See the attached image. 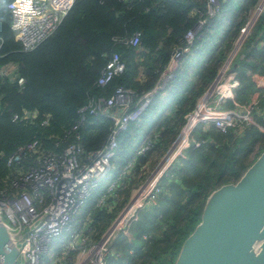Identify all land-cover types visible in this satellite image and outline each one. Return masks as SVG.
I'll return each instance as SVG.
<instances>
[{"label": "trees", "instance_id": "obj_1", "mask_svg": "<svg viewBox=\"0 0 264 264\" xmlns=\"http://www.w3.org/2000/svg\"><path fill=\"white\" fill-rule=\"evenodd\" d=\"M11 1L0 0V65L15 63L18 74L14 79L0 75V191L8 183L7 158L23 143L39 140L46 149L56 152L70 142H78L85 153L99 149L110 132L112 120L105 115L86 113L85 121L73 131L71 126L79 119L77 110L92 98H108L117 87L133 89L138 95L152 91L174 48L196 23L206 3V0H75L56 30L35 48L25 51L11 29L12 17L8 9ZM256 2L251 0L249 6H254ZM263 21L264 13L259 16L256 27ZM214 23H217L216 18L197 34L194 45L209 36L208 30ZM244 23L236 16L220 41L211 46L198 79L174 100L177 108L173 116L167 117L164 124L158 126L160 128L156 133L161 136L156 144L151 135L150 153L162 151L176 139L184 115L194 107L197 98L217 74ZM137 31L141 33V49L116 42V39H127ZM114 51L121 55L125 68L105 86H99L97 79ZM138 57H142L140 62L136 60ZM139 64L143 67L141 79ZM19 77L23 78L22 83L18 82ZM177 78L176 73L170 81ZM160 92L153 95L144 112L157 105ZM172 94L169 93L170 98ZM245 94L243 87L236 96L237 101H242ZM25 112H35V116L25 118ZM257 114L252 112L253 118L250 116L249 123L254 121L263 127L264 118ZM14 115L18 117L14 119ZM133 124L131 122L127 130L119 134L118 151L127 146L126 139ZM216 134L222 144L214 147L208 139L210 135L203 134L206 141L209 140L213 153L205 149L206 141L198 148L190 146L185 156L181 157L179 168L161 177L160 183H166L171 193L165 198H171L170 201H161L159 209L163 215L156 221L166 220L175 223V227L170 233L164 232V247L160 248V252L154 253L159 245L153 243L150 255L156 264H173L183 240L199 222L209 193L230 182L231 178L238 180L247 169L244 158L253 142L261 141L263 146L259 151L264 149V133L254 128L245 131L232 144H229L231 132ZM225 143L229 145L227 149ZM149 152L139 160L146 161ZM209 165L213 168L210 172L201 169ZM190 169L193 171L189 173ZM196 171L198 174L191 176ZM188 174L192 181L187 178ZM75 225L81 229L80 224ZM95 225L91 222L84 229ZM65 233L62 234L64 239L59 238L54 243L62 242L61 239L67 241L69 233L64 236ZM99 234L95 240L100 238ZM110 263L113 264L111 260Z\"/></svg>", "mask_w": 264, "mask_h": 264}, {"label": "built area", "instance_id": "obj_2", "mask_svg": "<svg viewBox=\"0 0 264 264\" xmlns=\"http://www.w3.org/2000/svg\"><path fill=\"white\" fill-rule=\"evenodd\" d=\"M74 1L12 0L8 4L12 17L11 29L15 39L21 43L22 49L32 50L51 35ZM263 10L264 0H260L252 14L253 18L240 28L234 46L238 47L240 42H243L253 27L254 20ZM219 12V0H206L204 11L174 48L166 69L161 73L152 91L138 95L133 89L117 87L108 98H92L77 110L79 119L71 126L73 131L85 121L86 113L105 115L112 120L110 132L99 149L85 153L78 142H70L61 151L56 152L46 149L39 140H32L19 145L9 155L6 161L9 169L8 183L0 191V217L11 236L18 242L19 254L13 264H46L42 261V255L45 253H49L50 264H63L61 260H68L69 256L64 258L61 256L64 253L59 255L56 252L53 256L49 251L51 245L62 237L65 231H69L65 253L78 252L72 264H108L113 237L126 229L141 207L156 203V197L161 190V177L174 156L190 146L193 148L201 146L200 141L192 138L194 129L198 126H213L220 133L228 134L249 123L253 111H261L259 101L244 106L234 102V94L239 86L236 72L231 70V61L235 54L229 59L227 57L217 76L198 97L194 107L184 115L178 137L108 227L112 230L107 240L101 243L100 237L86 249L79 246L82 242L86 244V239L81 229L74 224V217L84 208L91 191L110 173L112 160L116 158L119 148V134L127 130L131 122H137L141 118L153 95L175 76V70L193 47L197 34L207 27L210 20ZM116 42L139 48L141 33L134 32L127 39H116ZM124 68L121 55L116 51L112 52L100 72L97 84L105 86ZM17 80L19 83L23 82L21 77ZM258 84L264 87V80H259ZM226 100H231L234 106L227 107ZM34 116L35 112H25L24 115L25 118ZM17 117L14 115V119ZM178 140L183 144H179V149L168 164L158 170ZM150 147L151 142H147L140 152H145ZM114 184L115 181L108 185L107 193L101 197L100 203L105 202ZM137 194L140 197L139 201H133Z\"/></svg>", "mask_w": 264, "mask_h": 264}, {"label": "crops", "instance_id": "obj_3", "mask_svg": "<svg viewBox=\"0 0 264 264\" xmlns=\"http://www.w3.org/2000/svg\"><path fill=\"white\" fill-rule=\"evenodd\" d=\"M250 1L251 0H219L220 12L215 16V18H218V20L217 23H214L208 30L209 36L205 37L201 42L193 45L190 51L184 56L178 67V78L175 81L168 82L163 89L159 90L161 92L158 97L157 105L152 107L149 111L143 112L141 118L137 122H134L132 128L129 131L128 138L126 139L127 146L123 149V151L117 152L116 158L112 160V169L110 173L106 179L99 182L97 186L91 191L84 208L77 216V223L82 221V223L88 225L93 222L96 223V225H98L100 228H103V230L100 231L101 234H99L100 232L98 233L100 228H97L96 225V228L91 226L89 230L84 229L82 234L86 239V243L88 241L87 238L93 236L94 234V236L98 234L99 236L101 235L100 237L103 236V233L113 223V221L123 209L124 205L135 193L136 189L149 175V171L154 169V167L165 155L172 143H169L167 148H163V150L159 152L154 150L150 153L148 150L144 153H141L140 149L141 146H143L146 142H150L151 135H153L152 137H154L156 144L161 136L160 133H156V131L160 128H158V126L163 125L167 117L173 116V112L177 108V102L171 100L169 93L177 90L178 86L181 87V90L184 89V87L188 89L190 86H192L196 79H198L199 73L206 64V59L211 46L217 44L220 41L222 36L229 29L232 20L236 16H238L240 20L244 22H246V19H250L247 17H250V14L252 15L260 0H257L254 6H249ZM262 13H264V10ZM221 16L224 17V19H221ZM256 23L257 21L253 24L249 36L244 39L245 41H243L242 47L236 57L232 58L231 70L236 72V78L239 82V86L234 94V102L240 106H244L249 105L252 102L259 101V110L261 111H256L258 113L257 116H263L264 118V87H261L258 84L259 80H264V21L261 22L258 27H256ZM141 58L142 57L136 58L137 62H140ZM224 63L225 61L223 64ZM223 64L219 67L217 74L219 73ZM139 70V79H141L143 75V67L140 64ZM17 74L10 79L16 78ZM0 75L6 76L1 68ZM243 87L246 89V94L242 98L243 100L238 102L236 96L239 95V92ZM225 105L227 107H233L234 103L231 100H226ZM252 118L253 117L251 116V119ZM147 119L150 120L147 122ZM246 128H249L250 130L254 128L258 132L264 133V126L259 127L254 121H250V125ZM247 130L244 129L241 132L232 131L231 133L237 134L236 138H238L242 137ZM204 133L210 135L208 136L210 138L212 137V133H218V131L213 126H198L194 129L192 138L200 141L203 144L206 141V137L203 136ZM186 151L187 150H183L181 153H178L174 156L164 175L168 174L169 171L171 172L172 169L179 168L181 164L180 159L181 157L185 156ZM148 152V159L144 162H141L139 159L144 157V154L147 155ZM114 181V188L106 197L105 202L100 203L101 197L107 193L108 185H111ZM165 185L166 183L164 182L160 183L161 190L156 197V203L154 205L145 204L143 207H141L136 212L134 219L129 223L128 229H125L126 231L124 232V235L119 233L113 237L110 245V252L111 247L117 241V244H123L125 245L124 249H127V252L126 250H122V252H116L115 256L117 257V260L123 256L125 257V259H120V262L116 261L114 257L111 258L109 256L108 260H111L113 264H138L136 263L139 261L137 259L141 256V254L144 255L146 253V247L143 244L146 242V240L153 237L151 236L150 232L152 231L151 228L153 227L152 223L158 219L157 217H154V212L156 209H159L160 201H170L171 198H165V195H171L169 187ZM161 211L162 210L159 209V215L162 213ZM144 213H146L147 216ZM152 213L153 215H151ZM141 214L145 216H139ZM143 218L144 221L140 223ZM66 232L67 233L64 232V236H67L69 233V231ZM60 238H63V235ZM63 239H61L62 242L60 243L52 244V247H54L56 250V254H59L60 252L65 253V250L67 249V241L69 239L67 241ZM140 242H143V244L140 245ZM84 245L85 243L83 242L79 244L80 247ZM136 245H139V247L136 248ZM69 253L71 254L73 252L70 251ZM75 258L76 256L72 257L69 255V259L66 260L67 262L65 264H70L75 260ZM156 263V260L152 261L151 258H149L145 264Z\"/></svg>", "mask_w": 264, "mask_h": 264}, {"label": "water", "instance_id": "obj_4", "mask_svg": "<svg viewBox=\"0 0 264 264\" xmlns=\"http://www.w3.org/2000/svg\"><path fill=\"white\" fill-rule=\"evenodd\" d=\"M18 254L0 217V264H13ZM173 264H264V149L237 181L209 193Z\"/></svg>", "mask_w": 264, "mask_h": 264}, {"label": "rangeland", "instance_id": "obj_5", "mask_svg": "<svg viewBox=\"0 0 264 264\" xmlns=\"http://www.w3.org/2000/svg\"><path fill=\"white\" fill-rule=\"evenodd\" d=\"M224 9V8H223ZM255 11V10H254ZM254 13V12H253ZM252 13V14H253ZM261 13H262V11H261ZM261 13H259V15L257 16V18L254 20V23L258 20V18H259V16L261 15ZM253 16L254 15H251L250 14V17H247V18H250V19H252L253 18ZM218 17V16H217ZM221 19H224V17H222L221 16ZM216 20H218V18H216ZM247 21H248V19H246V22L244 23V24H246L247 23ZM244 26V25H243ZM242 26V27H243ZM251 30H252V28L250 29V31H249V33H247V35L245 36V38H247L248 36H249V34H250V32H251ZM239 34H240V31H239ZM239 34H238V36H237V38L239 37ZM237 38H236V40H235V42H237ZM244 38V39H245ZM243 39V41H245ZM235 42H234V44H235ZM242 43L243 42H240V45L238 46V48L239 49H237V51H236V53H235V55L233 56V57H236V55L238 54V52L240 51V49H241V47H242ZM234 44H233V47H234ZM233 47H232V49H233ZM232 49L230 50V52L232 51ZM230 52H229V54H230ZM228 54V55H229ZM226 60H227V58L225 59V62H226ZM179 67V66H178ZM178 67H177V69H178ZM0 68L2 69V71L5 73V75L8 77V78H12V77H14L16 74H17V65L15 64V63H8V64H5V65H0ZM176 71H175V75H176ZM171 80V79H170ZM169 80V81H170ZM165 87V86H164ZM187 88L186 87H184V89H182L181 90V87L180 86H178L177 87V90H175L174 92H172L173 94H172V98H171V100H175L176 98L178 99L181 95V93H183L185 90H186ZM181 90V91H180ZM150 119H147L146 121L148 122ZM250 125V123H247V124H245V125H243V127L242 128H240V129H238V130H233L234 132H241L242 130H244V129H248V128H246V127H248ZM199 129V128H198ZM218 131V130H217ZM218 133H220L219 131H218ZM221 135H225V134H222V133H220ZM236 135V136H235ZM236 137H237V134H235V133H231V136H230V138H229V144H232L233 142H234V140L236 139ZM210 139V141H212L213 142V146L212 147H214V146H217V145H221L222 143H221V141H220V137L216 134V133H212V137H210L209 138ZM209 140H207L206 142H207V144H205V149L208 151V153H213V149H212V147H210L208 144H209V142H208ZM147 143V142H146ZM145 143V144H146ZM145 144L143 145V146H145ZM224 145H227L226 143L224 144ZM143 146H141V148L143 147ZM229 145H227V146H225V148L227 149V147H228ZM263 146V144L261 143V141H254L253 142V145H252V148H251V150L250 151H248V153H247V157L246 158H244V159H246L245 160V164H246V166H249L250 164H252V162L257 158V156L259 155V149L261 148ZM146 152V151H145ZM144 153V152H143ZM220 157V156H219ZM249 164V165H248ZM246 166H244V167H240V170H243V168H245ZM209 167H210V165H209ZM208 166H207V168H205V167H201V169H204V171H205V169L208 171V172H210L211 171V168L212 167H210L209 168ZM213 169V168H212ZM147 170H149V169H147ZM151 170V169H150ZM246 170V169H245ZM190 171H193L192 169H190L189 170V173H190ZM147 172V171H146ZM150 172V171H149ZM148 172V173H149ZM244 172V171H243ZM147 173V174H148ZM198 173H197V171L196 172H194L193 174H191V176H196ZM143 176V175H142ZM190 181H192V179H191V177L189 176V174H188V177H187ZM232 180H234V181H232ZM235 181H237V180H235V179H232L231 178V180H230V182H235ZM215 186V185H214ZM177 189L178 188H176V191H177ZM184 202V201H183ZM187 202V201H186ZM185 202V203H186ZM160 205H161V201H160ZM158 212H159V209H156L155 210V212H154V217H157V218H159V217H161L162 216V214L163 213H161L160 215L158 214ZM144 214H146V213H144ZM151 215H153V213L151 214ZM139 216H145V215H139ZM146 216H147V214H146ZM77 218V217H76ZM161 219V218H160ZM92 221V220H91ZM90 221V222H91ZM144 221V218L142 219V221L140 222V223H142ZM89 222V223H90ZM77 223V220H75V224ZM79 224H80V226H81V233L83 232V230H84V228H85V226H86V224L85 223H82V221L80 222H78ZM153 227L151 228V230L152 231H150L151 232V236H153L152 238H150V239H148V240H146V242L143 244V242H140V245H144L145 247H146V253L144 254V255H142L141 254V256L137 259V260H139V261H137L136 263H138V264H145L148 260H149V258H151V260L152 261H155L154 260V258L150 255V253H151V251H153V249H154V245H153V243L154 242H156L158 245H159V247L158 248H155L154 249V253H158V252H160V248H162V247H164V237H163V234H164V232L166 231L167 233H170L171 231H173V229H174V227H175V223H170V222H168V221H166V220H158V221H154L153 223ZM96 227L97 228H100L98 225H96ZM95 227V228H96ZM154 228V229H153ZM128 229V226L126 227V230ZM89 230V229H88ZM92 230V229H91ZM90 230V231H91ZM103 230V228H100V230H98V233L100 232V231H102ZM126 230H122V231H120V233L122 234V235H124V232L126 231ZM95 231V230H94ZM161 233V234H160ZM117 234H119V233H117ZM158 234V235H157ZM148 236V235H147ZM122 237V236H121ZM88 239V241H87V243L85 244V246H81V248H84V249H86V248H88L91 244H93L96 240H95V236L93 235V236H90V237H88L87 238ZM118 243V241L117 242H115L114 244H113V246L111 247V252H110V257L111 258H117L116 256H115V254H116V252H122V250H126V252H127V249H124V247H125V245H123V244H117ZM68 247V246H67ZM139 247V245H136V248H138ZM56 250H55V248L54 247H52V245H51V247H50V253L54 256L55 254H54V252H55ZM77 251H75V252H73V253H64L63 255H61V256H63L64 258L66 257V256H69V255H71L72 257H75V256H77ZM60 254H62V252H60L59 253V255ZM109 258V257H108ZM120 259H125V257L123 256L122 258H120ZM120 259L119 260H117L116 259V261H119L120 262ZM66 260L67 259H64V260H61V262L63 263V264H65L66 263ZM42 261L44 262V263H46V264H50V262H51V258L49 257V253H45V254H43L42 255ZM109 261V260H108ZM68 264V263H67ZM70 264H72V262L70 263ZM111 264V263H110Z\"/></svg>", "mask_w": 264, "mask_h": 264}, {"label": "bare ground", "instance_id": "obj_6", "mask_svg": "<svg viewBox=\"0 0 264 264\" xmlns=\"http://www.w3.org/2000/svg\"><path fill=\"white\" fill-rule=\"evenodd\" d=\"M179 144H180V140H178L172 147H171V149H170V151L167 153V155H166V157L164 158V160H163V162H162V164H161V166L159 167V170L162 168V167H164L165 165H167L168 164V162L171 160V158L174 156V154L177 152V150L179 149L178 147H179ZM183 144V142L180 144V145H182ZM139 194H137V196L134 198V200L133 201H139ZM75 224V223H74ZM111 230H112V228H109L104 234H103V236H102V240H101V243H104L106 240H107V238H108V236H109V234H110V232H111Z\"/></svg>", "mask_w": 264, "mask_h": 264}]
</instances>
